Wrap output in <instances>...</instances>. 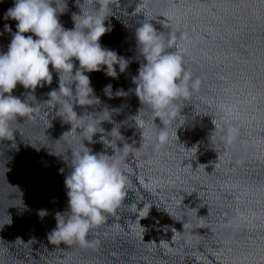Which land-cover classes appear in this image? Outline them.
<instances>
[{
  "label": "water",
  "instance_id": "water-1",
  "mask_svg": "<svg viewBox=\"0 0 264 264\" xmlns=\"http://www.w3.org/2000/svg\"><path fill=\"white\" fill-rule=\"evenodd\" d=\"M12 6L13 0H0V32L5 23L16 31L17 22L3 18ZM68 9L59 20L71 29L75 0ZM111 9L105 24L112 30L99 42L129 66L120 73L116 65L117 78L103 69L85 73L100 102L74 110H120L84 144L107 155L114 154L115 139L118 147L126 144L119 161L126 197L83 245L53 242L56 214L68 203L70 166L63 157L70 161L71 152L83 148L71 124L42 103L58 89L53 72L52 84L29 97V116L12 124L18 131L0 141V264H264V0H114ZM145 12L160 34L175 36L172 50H183L185 66L201 81L182 109L184 125L171 129L170 142L160 148L142 139L134 121L142 105L129 92L143 62L135 29ZM11 38L0 35V51ZM109 84L113 93L129 94L109 98ZM29 92L18 84L12 94L23 100ZM141 116L152 123L149 111ZM228 124L239 128L230 144L222 138ZM115 127L122 137L107 134Z\"/></svg>",
  "mask_w": 264,
  "mask_h": 264
},
{
  "label": "clouds",
  "instance_id": "clouds-1",
  "mask_svg": "<svg viewBox=\"0 0 264 264\" xmlns=\"http://www.w3.org/2000/svg\"><path fill=\"white\" fill-rule=\"evenodd\" d=\"M79 12L72 13L73 28L66 29L59 17L68 9V0H13V6L4 13V20L16 21V31L5 23L0 35L11 34L7 51H0V141L9 140L16 131L12 124L19 118H27L33 105L29 97H35L37 87L51 85L53 72L58 76V89H52L49 99L42 102L52 109L63 122L71 124L82 137L83 148L71 152L67 161L70 172L65 176L67 209L56 214L57 225L49 234L56 243L83 245L89 232L106 219V214L114 213L126 197L128 178L120 164L126 144L118 147L112 141L113 155L95 153L86 147L84 141H93L97 133H103L101 123L112 120L119 109H108L96 113L78 115L76 105L92 106L99 98L91 87L90 77L85 73L105 71L107 76L117 78L116 65L120 73L126 71L130 60L118 56L113 50L102 47L100 38L111 32L112 25L105 21L111 17L114 0H75ZM145 22L135 29V38L143 62L138 74L132 77L142 107L135 116L142 139L149 140L160 148L170 142L171 129L176 131L184 125L181 121L182 109L201 86L199 78L187 69L184 52L175 45V36L165 38L144 14ZM25 33H30L25 35ZM35 37V38H34ZM78 62V67L76 66ZM51 65V71L50 66ZM103 66H106L104 68ZM75 69V70H74ZM30 90L25 99L13 95L17 85ZM109 98L126 97L129 92L118 89L112 91L109 84L104 89ZM147 110L152 123L141 116ZM159 119L162 127L155 121ZM152 125L156 128L153 129ZM179 127H176V126ZM98 129H103L100 131ZM79 130V131H78ZM117 137H122L115 127ZM239 134L236 125L228 124L223 129L222 138L226 143L235 141ZM110 137V136H109ZM104 142V141H103ZM144 145L141 144L140 147ZM55 155H61L56 154ZM61 173L64 169H60ZM65 212L68 213L64 219ZM47 213L41 211L40 215Z\"/></svg>",
  "mask_w": 264,
  "mask_h": 264
}]
</instances>
